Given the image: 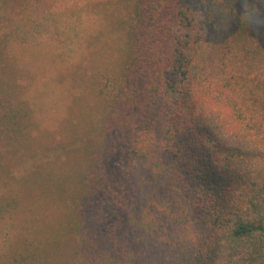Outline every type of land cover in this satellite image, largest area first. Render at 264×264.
I'll return each mask as SVG.
<instances>
[{"label":"trees","instance_id":"16d2710c","mask_svg":"<svg viewBox=\"0 0 264 264\" xmlns=\"http://www.w3.org/2000/svg\"><path fill=\"white\" fill-rule=\"evenodd\" d=\"M41 1L0 0V264H264V0H132L121 67L93 77L107 113L53 187L65 226L12 237L4 157L32 121L14 43ZM41 169L22 181L51 186Z\"/></svg>","mask_w":264,"mask_h":264},{"label":"rangeland","instance_id":"374dc122","mask_svg":"<svg viewBox=\"0 0 264 264\" xmlns=\"http://www.w3.org/2000/svg\"><path fill=\"white\" fill-rule=\"evenodd\" d=\"M42 3L51 6L36 14L35 31L27 41L14 43L21 73L20 99L32 109V121L28 140L4 157V170L17 169L11 176L19 205L10 218L12 237L28 223L50 225L53 231L57 225L65 226L53 187L66 177L65 168L74 167L73 150L84 147L82 136L94 123L101 126L100 118L107 113L109 99L98 93L93 77L103 68L115 73L121 67L120 21L132 6V0H42L38 9ZM156 134L159 138V128ZM49 148L54 152L47 155L42 149ZM34 150L37 156H31ZM40 167L53 179L51 186H40L33 176V182L22 181ZM3 179H8L5 171ZM46 189L50 193H43ZM8 231L4 221L3 242ZM68 235L62 239L69 243ZM69 251L62 250L61 258Z\"/></svg>","mask_w":264,"mask_h":264},{"label":"clouds","instance_id":"9594fccd","mask_svg":"<svg viewBox=\"0 0 264 264\" xmlns=\"http://www.w3.org/2000/svg\"><path fill=\"white\" fill-rule=\"evenodd\" d=\"M209 42H211V41H209Z\"/></svg>","mask_w":264,"mask_h":264}]
</instances>
